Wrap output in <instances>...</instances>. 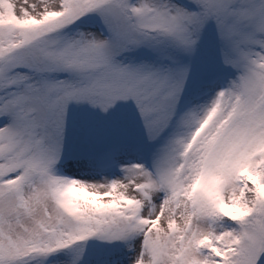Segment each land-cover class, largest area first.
<instances>
[{
	"label": "snow or ice",
	"instance_id": "snow-or-ice-1",
	"mask_svg": "<svg viewBox=\"0 0 264 264\" xmlns=\"http://www.w3.org/2000/svg\"><path fill=\"white\" fill-rule=\"evenodd\" d=\"M0 264H264V0H0Z\"/></svg>",
	"mask_w": 264,
	"mask_h": 264
}]
</instances>
